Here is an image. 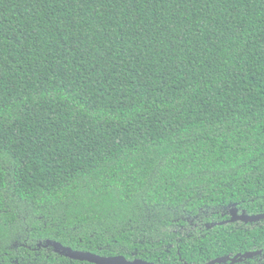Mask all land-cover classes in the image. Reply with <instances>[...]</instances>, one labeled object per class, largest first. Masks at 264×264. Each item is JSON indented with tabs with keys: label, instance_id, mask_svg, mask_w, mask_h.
I'll use <instances>...</instances> for the list:
<instances>
[{
	"label": "trees",
	"instance_id": "1",
	"mask_svg": "<svg viewBox=\"0 0 264 264\" xmlns=\"http://www.w3.org/2000/svg\"><path fill=\"white\" fill-rule=\"evenodd\" d=\"M231 209L264 213V0H0V264L263 249Z\"/></svg>",
	"mask_w": 264,
	"mask_h": 264
},
{
	"label": "flooded vegetation",
	"instance_id": "2",
	"mask_svg": "<svg viewBox=\"0 0 264 264\" xmlns=\"http://www.w3.org/2000/svg\"><path fill=\"white\" fill-rule=\"evenodd\" d=\"M233 210L235 209L230 210L229 212L230 215ZM236 210L238 211V209ZM238 214L242 215L244 213H240L238 211ZM198 217H199V224L195 225V227L196 228L199 227L201 232H204L205 228L212 229L214 227L213 225H210L203 221L204 216H198ZM231 219H232V216L229 220L220 222L217 225L223 226V225H228V224L243 223V222L229 223L228 221H230ZM257 223H260V222H257ZM248 224H253V223H248ZM196 239H198L199 242L201 240L200 237ZM200 246L201 244H199V249H201ZM117 256H122L129 262L140 260V261L147 262L149 264H264V248L260 250L240 251L237 253H229L225 255H217V254L213 255L212 253H204V252L182 254L178 252L177 254L150 255V256H147V258L145 259L137 255H133V256L116 255V256H102V257H117ZM73 261H77V260H73ZM78 262L89 263V262H82V261H78ZM89 264H92V263H89Z\"/></svg>",
	"mask_w": 264,
	"mask_h": 264
},
{
	"label": "water",
	"instance_id": "3",
	"mask_svg": "<svg viewBox=\"0 0 264 264\" xmlns=\"http://www.w3.org/2000/svg\"><path fill=\"white\" fill-rule=\"evenodd\" d=\"M232 219L228 221L229 223L234 222H243V223H257L264 221V213L259 215L249 216L246 214L239 215L238 211L235 209L231 213ZM47 247H53L56 253H59L62 256H65L71 260H77L82 262H89L92 264H149L144 261H134L129 262L122 256L117 257H102L96 254L89 252L75 251L69 247H65L60 243H53L48 241L46 244ZM250 256V255H249Z\"/></svg>",
	"mask_w": 264,
	"mask_h": 264
}]
</instances>
